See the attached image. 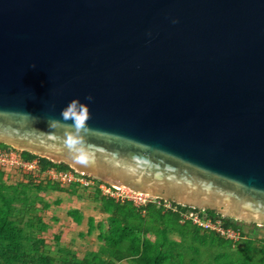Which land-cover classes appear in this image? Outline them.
Instances as JSON below:
<instances>
[{
  "label": "water",
  "instance_id": "95a60500",
  "mask_svg": "<svg viewBox=\"0 0 264 264\" xmlns=\"http://www.w3.org/2000/svg\"><path fill=\"white\" fill-rule=\"evenodd\" d=\"M73 100L86 167L48 127ZM0 145L264 225V0H0Z\"/></svg>",
  "mask_w": 264,
  "mask_h": 264
},
{
  "label": "rangeland",
  "instance_id": "374dc122",
  "mask_svg": "<svg viewBox=\"0 0 264 264\" xmlns=\"http://www.w3.org/2000/svg\"><path fill=\"white\" fill-rule=\"evenodd\" d=\"M0 172V184L7 187L4 192L22 224H41L34 235L43 241L41 253L50 264H144L143 248L159 255L161 264H264V225L228 218L239 228L233 229L234 237L221 236L180 216L185 206L119 186L104 182L114 193L109 196L93 186L45 178L29 186L17 168ZM110 231L116 234L114 243L106 240Z\"/></svg>",
  "mask_w": 264,
  "mask_h": 264
},
{
  "label": "trees",
  "instance_id": "16d2710c",
  "mask_svg": "<svg viewBox=\"0 0 264 264\" xmlns=\"http://www.w3.org/2000/svg\"><path fill=\"white\" fill-rule=\"evenodd\" d=\"M1 148H7V146L0 145ZM21 157L24 160H30L36 158L41 167L53 166L61 170H68L69 167L64 164H53L52 162L38 158L27 152H22ZM2 173L0 172V175ZM29 180H26L29 186H33L32 179L26 176ZM24 180V181H25ZM42 180H40L41 182ZM4 184H0V264H50V259L41 253L43 241L37 236L34 228L41 229V224L32 225L30 222L22 224L18 217V214L14 213L12 202L10 198L5 194ZM174 207L179 208L180 205L174 204ZM184 210H190L192 208L183 207ZM199 211L198 209H194ZM200 214L206 216V218L215 221L219 219L223 228L238 229L237 226L231 222L228 218H223L217 215L213 211H200ZM24 227L31 229V232H24ZM116 234L112 231L109 232V237L106 240L109 243H114L113 240ZM143 260L144 264H161L160 257L157 254H151L150 248H143Z\"/></svg>",
  "mask_w": 264,
  "mask_h": 264
},
{
  "label": "built area",
  "instance_id": "2783aa9c",
  "mask_svg": "<svg viewBox=\"0 0 264 264\" xmlns=\"http://www.w3.org/2000/svg\"><path fill=\"white\" fill-rule=\"evenodd\" d=\"M22 152L24 151L13 149L11 147H0V168L12 167L23 170L24 174H26V176L31 178L34 182H36L37 179L45 178L49 182H58L64 185L78 186L81 188H89L93 186L94 188L102 191L105 195H114L111 188H107L106 184L102 181L84 175L83 173L77 172L71 168H69L68 170H61L53 166L41 167L36 158H33L31 160L22 159ZM108 186L116 189L112 185ZM119 197L121 199H123V197H126V199H133V196L121 195ZM139 201H141V203H144L146 200L140 199ZM169 204L172 205L171 202H169ZM180 216L191 220L195 224L201 225L211 230H215L221 236L234 237L236 235L232 228H223L220 220L212 221L211 219H208L204 215L200 214V211H195L194 208L186 210L184 212L180 211Z\"/></svg>",
  "mask_w": 264,
  "mask_h": 264
},
{
  "label": "clouds",
  "instance_id": "9594fccd",
  "mask_svg": "<svg viewBox=\"0 0 264 264\" xmlns=\"http://www.w3.org/2000/svg\"><path fill=\"white\" fill-rule=\"evenodd\" d=\"M86 99L91 101L93 98L89 95ZM60 116L61 119H50L48 127L63 129V146L71 159L78 165L88 166L94 159L92 151L85 146V136L91 131L88 125L91 118L89 108L79 103L78 100H73L61 109ZM68 121L72 123L69 124Z\"/></svg>",
  "mask_w": 264,
  "mask_h": 264
},
{
  "label": "bare ground",
  "instance_id": "6f19581e",
  "mask_svg": "<svg viewBox=\"0 0 264 264\" xmlns=\"http://www.w3.org/2000/svg\"><path fill=\"white\" fill-rule=\"evenodd\" d=\"M115 187V186H114ZM115 188H117V187H115ZM127 189V190H129V191H132V190H130V189H128V188H126V187H123V186H121L119 189ZM118 189V188H117ZM139 193H137V195H138Z\"/></svg>",
  "mask_w": 264,
  "mask_h": 264
}]
</instances>
